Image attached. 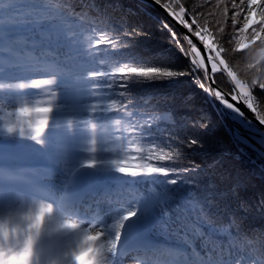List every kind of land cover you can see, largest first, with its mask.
<instances>
[{"label":"snow or ice","instance_id":"6c2138e0","mask_svg":"<svg viewBox=\"0 0 264 264\" xmlns=\"http://www.w3.org/2000/svg\"><path fill=\"white\" fill-rule=\"evenodd\" d=\"M155 3L188 48L125 0H0V264H264V0H217L219 37L207 5Z\"/></svg>","mask_w":264,"mask_h":264},{"label":"trees","instance_id":"16d2710c","mask_svg":"<svg viewBox=\"0 0 264 264\" xmlns=\"http://www.w3.org/2000/svg\"><path fill=\"white\" fill-rule=\"evenodd\" d=\"M170 3L174 2V0H169ZM180 3L187 4L189 6H203L207 5V7H203L202 11L205 13L204 17L201 21V27H208L211 34L214 36L219 37L220 36V30L219 26L216 25V20L210 16L207 15L208 12H216V9L213 7V5L216 4L217 0H179ZM223 4H228L229 8L231 9L230 0H222L221 7ZM125 7H131L134 12L136 13V19L139 20L142 24H144L147 28H153L157 17H159L161 20H163V17L165 16L160 11L154 9L151 6L145 5L143 3L138 2L137 0H125ZM219 16V13L217 12V18ZM191 23V20H189ZM164 23H170V26L173 28L174 31H176L179 35L178 38L181 40V44L183 47L188 48L187 42L183 39V35L178 31V29L169 21L165 20ZM237 25L242 26V20L240 18H237L236 21ZM186 27V26H185ZM223 31L226 35L229 36L231 40V47L235 49V37L239 35L238 32H233L231 17L229 16L228 21H226L222 25ZM190 32L191 30L188 29ZM142 41V50L154 54L153 50H160L166 53L165 56H159L156 58L155 63L157 65L166 63L168 59L174 58L176 55L179 54V45L173 44L171 42V33H168L167 35L164 34V30L160 29L158 25H156L155 30L149 32L146 36L140 37ZM219 43L223 44V40H219ZM256 55L260 54V49H257ZM238 77L243 79L244 74L242 72H238ZM225 83H229L228 79L225 81ZM220 88H222L225 92L228 91L227 87H225V84H221ZM191 99V97H188ZM259 103V101H254ZM200 104L204 105L206 109H208L209 113L214 112L216 114V118L213 119L212 128L210 130V138L215 141L219 140V145L216 146V151L225 157L228 156H235L237 153V146L233 143H230L226 138V129L228 127V122L224 120L223 117L219 116V110L216 109V105L212 104L210 100H204L203 98L199 101ZM209 105H211L209 107ZM260 110L264 111V104L260 105ZM243 148L245 155V163H248V158L251 157L254 159V156L252 155L251 149L247 146H241ZM256 171L259 170V162L257 161L256 164L253 166Z\"/></svg>","mask_w":264,"mask_h":264},{"label":"water","instance_id":"95a60500","mask_svg":"<svg viewBox=\"0 0 264 264\" xmlns=\"http://www.w3.org/2000/svg\"><path fill=\"white\" fill-rule=\"evenodd\" d=\"M137 1L145 3V4L149 5V6H152L156 10L160 11L161 13H163L164 15H168V20L178 29V31L181 34L184 35L185 33L190 32L185 26L180 25L179 22L176 21L174 17H171L170 14H167V10L166 9H164L161 5H157L155 3V0H137ZM190 38H193V37H190ZM194 39L198 40V38H194ZM225 76H226V74H225ZM228 81H229V83H231L230 78H228ZM237 103H242V102L238 101ZM244 110H246L247 114L250 117H254V114L251 113V110H247L246 107L244 108ZM255 123L258 124V120L255 121ZM262 127H264V126H262Z\"/></svg>","mask_w":264,"mask_h":264},{"label":"rangeland","instance_id":"374dc122","mask_svg":"<svg viewBox=\"0 0 264 264\" xmlns=\"http://www.w3.org/2000/svg\"><path fill=\"white\" fill-rule=\"evenodd\" d=\"M0 116H2V114H0Z\"/></svg>","mask_w":264,"mask_h":264}]
</instances>
